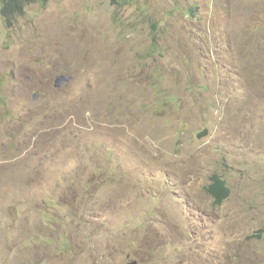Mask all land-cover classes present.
Here are the masks:
<instances>
[{
  "label": "rangeland",
  "instance_id": "rangeland-1",
  "mask_svg": "<svg viewBox=\"0 0 264 264\" xmlns=\"http://www.w3.org/2000/svg\"><path fill=\"white\" fill-rule=\"evenodd\" d=\"M0 194V264H264V0L0 13Z\"/></svg>",
  "mask_w": 264,
  "mask_h": 264
},
{
  "label": "trees",
  "instance_id": "trees-1",
  "mask_svg": "<svg viewBox=\"0 0 264 264\" xmlns=\"http://www.w3.org/2000/svg\"><path fill=\"white\" fill-rule=\"evenodd\" d=\"M49 0H1V14L8 26H12L17 16L23 14L25 6L30 3L40 2L43 5ZM207 190L213 195L217 204L223 201L230 194V188L225 180L218 176L213 177V183L207 186Z\"/></svg>",
  "mask_w": 264,
  "mask_h": 264
},
{
  "label": "clouds",
  "instance_id": "clouds-1",
  "mask_svg": "<svg viewBox=\"0 0 264 264\" xmlns=\"http://www.w3.org/2000/svg\"><path fill=\"white\" fill-rule=\"evenodd\" d=\"M114 2H119V0H113ZM49 2V1H48ZM47 2V3H48ZM35 3H40V2H35ZM46 3V4H47ZM31 4V3H30ZM42 4V3H41ZM46 4H44V5H46ZM2 5V4H1ZM29 5V4H28ZM43 5V4H42ZM26 7H27V5L25 6V9H26ZM25 11V10H24ZM0 13H1V11H0ZM23 14H24V12H23ZM23 14H21V15H23ZM2 15V14H1ZM21 15H19V16H21ZM18 17V16H17ZM4 18V17H3ZM17 19V18H16ZM16 21V20H15ZM6 23V22H5ZM15 23V22H14ZM7 25V24H6ZM14 25V24H13ZM12 25V26H13ZM8 26V25H7ZM12 26H8V28H11ZM240 56V60H241V63L243 64V65H245V64H247L245 61L247 60V58H243L241 55H239ZM68 74V73H67ZM67 74H61V75H67ZM69 75H70V77L72 76L71 75V73H69ZM59 76V75H58ZM56 79V78H55ZM54 82H55V80H54ZM68 82V81H67ZM64 85V84H63ZM62 85V86H63ZM54 86H55V84H54ZM55 88H59V87H56L55 86ZM262 88L263 87H260V93L262 92L261 90H262ZM262 94V93H261ZM37 98H38V93H35L34 94V96H33V99L34 100H37ZM218 176V177H220V178H222L223 180H225L221 175H219V174H213L212 176H211V181H210V183L208 184V185H210V184H212L213 183V177L214 176ZM225 182H226V180H225ZM208 185H206L204 188H205V191H206V193L213 199V203H214V205H216V206H220V205H222L230 196H231V188H230V186L228 185V183L226 182V185L230 188V194H229V196L228 197H226V198H224L223 199V201L222 202H220V204H217L216 203V201H215V199H214V197H213V195L212 194H210L209 192H208V190H207V186ZM1 195V194H0ZM176 224H177V219H176ZM130 264H136V263H134V262H131Z\"/></svg>",
  "mask_w": 264,
  "mask_h": 264
},
{
  "label": "water",
  "instance_id": "water-1",
  "mask_svg": "<svg viewBox=\"0 0 264 264\" xmlns=\"http://www.w3.org/2000/svg\"><path fill=\"white\" fill-rule=\"evenodd\" d=\"M69 79H70V75L69 74H67V75H59V76L56 77L54 84H55L56 87H60L63 84H65L67 81H69Z\"/></svg>",
  "mask_w": 264,
  "mask_h": 264
}]
</instances>
